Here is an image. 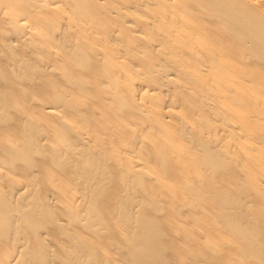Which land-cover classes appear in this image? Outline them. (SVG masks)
<instances>
[{"label":"bare ground","instance_id":"6f19581e","mask_svg":"<svg viewBox=\"0 0 264 264\" xmlns=\"http://www.w3.org/2000/svg\"><path fill=\"white\" fill-rule=\"evenodd\" d=\"M0 264H264V0H0Z\"/></svg>","mask_w":264,"mask_h":264}]
</instances>
